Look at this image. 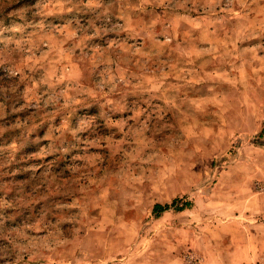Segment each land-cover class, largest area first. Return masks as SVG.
Returning <instances> with one entry per match:
<instances>
[{
  "label": "rangeland",
  "instance_id": "rangeland-1",
  "mask_svg": "<svg viewBox=\"0 0 264 264\" xmlns=\"http://www.w3.org/2000/svg\"><path fill=\"white\" fill-rule=\"evenodd\" d=\"M0 264H264V0H0Z\"/></svg>",
  "mask_w": 264,
  "mask_h": 264
},
{
  "label": "trees",
  "instance_id": "trees-1",
  "mask_svg": "<svg viewBox=\"0 0 264 264\" xmlns=\"http://www.w3.org/2000/svg\"><path fill=\"white\" fill-rule=\"evenodd\" d=\"M175 205H176V200H173L171 204H165V205L157 203L153 205L152 211L155 215H157L163 211L176 207Z\"/></svg>",
  "mask_w": 264,
  "mask_h": 264
}]
</instances>
